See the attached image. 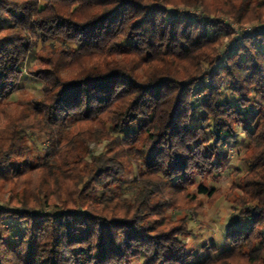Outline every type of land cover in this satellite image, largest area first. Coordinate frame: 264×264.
Listing matches in <instances>:
<instances>
[{
  "label": "trees",
  "instance_id": "1",
  "mask_svg": "<svg viewBox=\"0 0 264 264\" xmlns=\"http://www.w3.org/2000/svg\"><path fill=\"white\" fill-rule=\"evenodd\" d=\"M41 1L0 0V187L21 208L1 201L0 264H131L140 258L141 264H183L192 256L179 237L187 227L167 228L170 197L224 172L208 149V130L219 149L235 137V125L255 123L258 115L255 130H244L252 155L244 159L253 166L241 182L243 196L233 202L249 227L229 230L231 247L195 264L239 257L264 264V109L253 119L248 111L249 95L264 94V0H215L221 3L213 12L203 0ZM180 4L203 6L208 21L180 11ZM218 8L239 24L260 12V31L234 36L227 22L212 20ZM217 23L216 33L228 35L220 54L221 40L209 35ZM56 39L67 49L40 56L46 66L36 72L45 99L15 116L18 104L8 101L19 89L24 61L38 44L45 51ZM92 57L98 60L89 63ZM83 63L74 77L63 73ZM225 81L235 104L222 100ZM198 93L206 118L190 126ZM32 116L49 136L45 156L35 162L27 143ZM92 143L105 147L91 154ZM144 157L150 162L127 198L125 177ZM196 191L207 200L222 193L202 183ZM6 215L25 225L16 233L19 242L11 241L15 232Z\"/></svg>",
  "mask_w": 264,
  "mask_h": 264
},
{
  "label": "rangeland",
  "instance_id": "2",
  "mask_svg": "<svg viewBox=\"0 0 264 264\" xmlns=\"http://www.w3.org/2000/svg\"><path fill=\"white\" fill-rule=\"evenodd\" d=\"M41 2H43V0ZM234 2L237 3L238 1L234 0ZM202 3H204V6L207 5V7H209L207 8L208 10L213 12L216 7H219L218 4L221 2H216L215 0H203ZM202 7H186L185 5L180 4L178 9L180 11H186V13L191 16L199 18L202 22H206L208 21V18L203 14ZM221 7L224 9L223 6ZM168 8L171 11L174 10L173 7ZM259 13L252 12L249 15L248 21L239 24L223 14L221 8H218V12H216L215 15L213 14L214 16L212 17V20L215 21V19H218V21L227 22L230 27L233 28L234 36H239L241 34H248L254 29L260 30L257 23L259 21L257 20ZM218 24L219 23L216 24L214 31H211L209 35L212 40H215L217 37L221 40V43L216 45L218 48V54H220L223 48H228V35H224V33H216L220 31V28L222 27L218 26ZM67 46V44L62 45L61 40L56 39L49 42L45 47L47 49L44 51L41 48V44H38L34 53L24 61L22 66L23 79L19 84V89L9 96L8 101L12 104H18L15 110L14 108L12 109L15 116L16 114L19 115L20 111L27 108L29 112L30 110H35L39 107L38 103L45 99L42 82L36 77L37 70L46 66L40 62V56H47L51 50L60 52L62 49H67ZM71 47L74 46L71 45ZM105 59L108 60V57ZM89 60V63H92V61H96L98 58L92 57ZM84 63L82 66H75L73 69L65 70L63 73L66 74V76L74 77L78 70L84 67ZM204 76L207 78L206 82L208 83V79L211 75L206 72ZM227 86L228 83L225 81L221 90L222 100L235 104L236 99ZM202 98L203 94L198 93L192 99L190 126H197L204 124L205 122L204 119L206 116L203 115L199 109V102ZM249 99L251 105L249 106L248 111L251 112L250 116L251 119H253L264 109V94L255 90L249 95ZM4 115L5 112L0 111V121H3ZM34 118L33 116L30 117L32 128L27 130V143H30V156L35 162V159L39 156L40 158L45 156L49 145V136L46 131H44L45 129L42 128L43 124L37 126L36 123H38V120ZM256 118L257 119H253V122L255 121V123L256 121H260L259 115ZM250 122H252V120H250ZM255 123H249L247 125L239 123L235 125V137L221 141L218 145L219 149H215L211 133L208 130L207 134L211 143L208 149L211 150L215 159L224 164V172L217 180H212L210 176L198 179L194 185L187 187L185 191L181 190L175 192L174 197H170L172 199H170L166 205L165 214L168 220L172 223L169 224L167 228H170L179 222H185L187 227L186 233H183L179 237L181 242L185 244L188 253L192 254V256L185 260L183 264H195L196 262L203 261L207 257L216 258L219 252L231 247L230 241L226 237L229 230L242 229L246 231L248 229L250 222L245 218L241 219L238 217L240 209L235 207L233 202L243 196L241 182L245 176H247L248 172L251 171L253 166L245 161L246 158L252 159V155L250 152L248 154L249 140L245 136L246 134L244 130L248 129L254 131L256 126ZM136 127L137 126H134L126 131H132L133 129H136ZM104 147L105 143H92L89 146V150L91 154H99L103 151ZM245 156L246 158L244 159ZM149 162V157H144L140 162L134 163L128 171L124 181V192L127 194V198H131V192L136 183L142 181L140 174ZM199 183L209 185L210 187L220 188L222 193L213 197L214 199L207 200L205 197L196 194V186ZM233 184L234 187L237 186V188H233ZM190 194H196L194 197L195 201H192L193 198L190 197ZM166 195L169 196L170 192ZM1 201H4L11 206H17L19 210L21 209L16 204V198L11 192L2 187H0V205L4 204ZM6 216L5 222L8 223L11 226L12 231L15 232V237L11 238V241L19 242V237L16 233L18 232L17 234H20L19 232H21V229L25 225L19 221L18 217ZM215 248H218V252L214 251ZM142 260L143 259L141 258L135 259L131 264H141ZM230 264H247V262L239 257L238 259H235V262L232 261Z\"/></svg>",
  "mask_w": 264,
  "mask_h": 264
},
{
  "label": "built area",
  "instance_id": "3",
  "mask_svg": "<svg viewBox=\"0 0 264 264\" xmlns=\"http://www.w3.org/2000/svg\"><path fill=\"white\" fill-rule=\"evenodd\" d=\"M260 31V30H259Z\"/></svg>",
  "mask_w": 264,
  "mask_h": 264
}]
</instances>
